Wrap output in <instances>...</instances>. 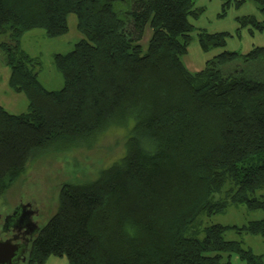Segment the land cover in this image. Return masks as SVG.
I'll use <instances>...</instances> for the list:
<instances>
[{
    "label": "trees",
    "instance_id": "16d2710c",
    "mask_svg": "<svg viewBox=\"0 0 264 264\" xmlns=\"http://www.w3.org/2000/svg\"><path fill=\"white\" fill-rule=\"evenodd\" d=\"M247 0H237L241 6ZM264 15V0H253ZM231 0H224V8ZM201 8L194 0H0V50L9 86L28 111L0 106V197L44 155L91 146L130 127L126 153L84 183H65L57 211L21 264H264L227 231L264 237V216L208 224L231 206L264 213V46L224 51L191 72L183 61ZM77 18L82 38L54 56L64 85L46 89L25 33L56 38ZM264 32V19L241 18ZM152 35L145 48L146 28ZM204 51L228 33L199 32Z\"/></svg>",
    "mask_w": 264,
    "mask_h": 264
},
{
    "label": "rangeland",
    "instance_id": "374dc122",
    "mask_svg": "<svg viewBox=\"0 0 264 264\" xmlns=\"http://www.w3.org/2000/svg\"><path fill=\"white\" fill-rule=\"evenodd\" d=\"M237 0H231L224 8V0H194L196 8H201L197 18H190L195 29L192 39L183 56L186 67L191 72L200 71L208 60L224 51H237L242 54L251 49L264 46V32L251 26H242L241 18L254 15L264 19L258 5L247 0L237 6ZM77 18L69 16V32L61 37H48L41 29L28 31L21 39V48L40 62L39 79L48 90H59L64 85L62 74L56 69L54 56L68 53L82 38L77 30ZM208 34L228 33L225 47H213L204 51L200 45L199 32ZM152 35L150 26L146 28L141 44L146 48ZM10 67L0 50V106L12 114L28 111V99L24 93L14 91L9 86ZM131 128L112 127L102 133L89 147L78 148L64 153L48 154L30 164L25 174L0 197V217L10 215L23 204H31L37 211L36 220L45 225L57 211L58 196L65 183H84L98 175L118 161L126 153V143ZM262 210H249L245 205L231 206L225 212L207 218L208 224L243 226L250 221L263 218ZM228 240L241 242L244 249H251L255 254L264 255V237L251 234H239L234 230L225 234ZM46 264H69L66 257L51 256ZM56 262V263H54ZM21 264V263H19ZM26 264V263H23ZM232 264H247L237 254L232 255Z\"/></svg>",
    "mask_w": 264,
    "mask_h": 264
},
{
    "label": "water",
    "instance_id": "95a60500",
    "mask_svg": "<svg viewBox=\"0 0 264 264\" xmlns=\"http://www.w3.org/2000/svg\"><path fill=\"white\" fill-rule=\"evenodd\" d=\"M36 210L31 209L29 203L23 204L13 210L10 215L6 216V221L12 223L14 230L21 232L25 230L23 235L29 236L26 242H14V239H0V264H19L26 260V254L29 252L30 242L39 232L40 226L34 221Z\"/></svg>",
    "mask_w": 264,
    "mask_h": 264
},
{
    "label": "flooded vegetation",
    "instance_id": "af4514ba",
    "mask_svg": "<svg viewBox=\"0 0 264 264\" xmlns=\"http://www.w3.org/2000/svg\"><path fill=\"white\" fill-rule=\"evenodd\" d=\"M31 209H33L32 205H31ZM33 210H35V209H33ZM36 214L34 215L33 219H34V221H36L39 224V222L35 219L37 217ZM6 216H4L2 218V220H1V217H0V239L7 240V239L16 238L14 240V242H20V243L26 242L27 240H25V239H29V236L28 235L27 236L23 235V232H25V230H23V231L20 230L21 232H18L16 230H14V227H13L12 223H8V221H6Z\"/></svg>",
    "mask_w": 264,
    "mask_h": 264
},
{
    "label": "crops",
    "instance_id": "0c3cea01",
    "mask_svg": "<svg viewBox=\"0 0 264 264\" xmlns=\"http://www.w3.org/2000/svg\"><path fill=\"white\" fill-rule=\"evenodd\" d=\"M49 261V260H48ZM48 261H47V263H48ZM54 263H56V262H54Z\"/></svg>",
    "mask_w": 264,
    "mask_h": 264
}]
</instances>
